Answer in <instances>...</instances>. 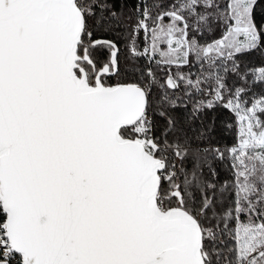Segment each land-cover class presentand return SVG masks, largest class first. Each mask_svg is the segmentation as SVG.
<instances>
[{
	"label": "snow or ice",
	"instance_id": "snow-or-ice-1",
	"mask_svg": "<svg viewBox=\"0 0 264 264\" xmlns=\"http://www.w3.org/2000/svg\"><path fill=\"white\" fill-rule=\"evenodd\" d=\"M0 264H264V0H0Z\"/></svg>",
	"mask_w": 264,
	"mask_h": 264
}]
</instances>
